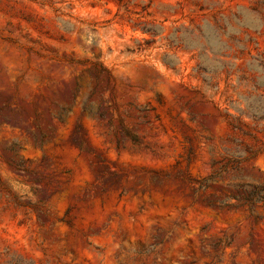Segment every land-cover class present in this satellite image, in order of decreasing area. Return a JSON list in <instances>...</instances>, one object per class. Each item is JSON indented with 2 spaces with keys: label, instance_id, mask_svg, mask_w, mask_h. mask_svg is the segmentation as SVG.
<instances>
[{
  "label": "rangeland",
  "instance_id": "obj_1",
  "mask_svg": "<svg viewBox=\"0 0 264 264\" xmlns=\"http://www.w3.org/2000/svg\"><path fill=\"white\" fill-rule=\"evenodd\" d=\"M95 64L142 148L82 114ZM236 155L209 193L263 182L264 0H0V264H264V207L193 197Z\"/></svg>",
  "mask_w": 264,
  "mask_h": 264
},
{
  "label": "trees",
  "instance_id": "obj_2",
  "mask_svg": "<svg viewBox=\"0 0 264 264\" xmlns=\"http://www.w3.org/2000/svg\"><path fill=\"white\" fill-rule=\"evenodd\" d=\"M88 72L90 77L94 79V85L90 87L89 93L81 102L82 114H88L94 117L105 129V135L111 138V141L115 144L117 149H126L128 144L142 148L145 142L137 132L140 124L136 127L130 126L126 118L134 117L141 121V125L150 124L147 109L138 107L132 103L129 104V108H123L116 102V77L113 72L104 65L95 64L94 70L90 69ZM79 93L80 86L76 83L75 89L71 91L73 102L76 100ZM7 108L10 109L12 116H6V121H15V117L17 116L23 117V109H15L8 105ZM133 108L136 112V116H133L131 113ZM70 109V105L61 107V115H67ZM56 119L61 121L60 115L56 117ZM75 132L76 136H80V127H77ZM45 138V134H40L39 139ZM147 149L150 148L147 147ZM149 151L151 154H155L152 150ZM247 161L248 159L242 158L239 155L232 157L222 156L221 160H213V174L208 179L203 180L199 186L191 182L194 199L197 200L200 194L204 195L202 202L205 206L215 210H223L231 206H246L248 211L252 213L256 208L264 207V178L263 182L260 184L239 182L230 185L227 189L222 191L221 194L209 193L211 184L214 183L215 178H219L222 173L229 169L239 170L241 165ZM0 185H2L1 180ZM10 193L12 194V192ZM235 203H237V205H234Z\"/></svg>",
  "mask_w": 264,
  "mask_h": 264
}]
</instances>
